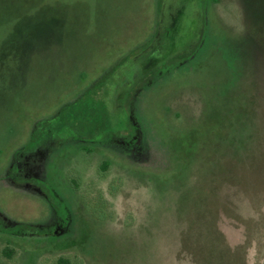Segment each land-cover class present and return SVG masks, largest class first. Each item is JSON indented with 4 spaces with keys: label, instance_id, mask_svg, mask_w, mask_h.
<instances>
[{
    "label": "rangeland",
    "instance_id": "374dc122",
    "mask_svg": "<svg viewBox=\"0 0 264 264\" xmlns=\"http://www.w3.org/2000/svg\"><path fill=\"white\" fill-rule=\"evenodd\" d=\"M18 6L0 264H264V0Z\"/></svg>",
    "mask_w": 264,
    "mask_h": 264
},
{
    "label": "trees",
    "instance_id": "16d2710c",
    "mask_svg": "<svg viewBox=\"0 0 264 264\" xmlns=\"http://www.w3.org/2000/svg\"><path fill=\"white\" fill-rule=\"evenodd\" d=\"M6 2H7V4L5 3L4 0H0V28L4 27V25H6L9 21L10 22L15 21L16 19H19L22 16L24 17V15H27L28 12H30V9H29L30 7L24 8V7L18 6V3H20L21 0H6ZM13 30H14L13 33L11 31L8 34L7 39L3 41L2 47H6L9 44L10 38L14 36L15 30L18 31L19 28H13ZM107 170H108V164L106 162H103L99 166V172H100L99 174L101 176H104L106 174ZM68 183L71 186V188H74V189L77 188V186H78L77 178L76 177L74 178L73 176L71 177V179L68 178ZM91 216H93L94 218L100 219V220L105 219L104 214H102V215H91ZM7 251H8L7 247L3 248L2 249V255L7 254L8 253ZM56 264H82V262L79 260L70 259L67 257H59L56 260Z\"/></svg>",
    "mask_w": 264,
    "mask_h": 264
},
{
    "label": "flooded vegetation",
    "instance_id": "af4514ba",
    "mask_svg": "<svg viewBox=\"0 0 264 264\" xmlns=\"http://www.w3.org/2000/svg\"><path fill=\"white\" fill-rule=\"evenodd\" d=\"M129 83H127V85H128ZM126 86V85H125ZM117 94L118 93H116V96H117ZM121 94V90L119 89V94H118V96ZM107 98H108V96H107Z\"/></svg>",
    "mask_w": 264,
    "mask_h": 264
}]
</instances>
